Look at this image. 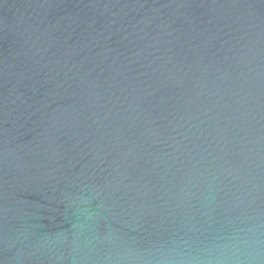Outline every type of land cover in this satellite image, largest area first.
Here are the masks:
<instances>
[{"label": "water", "instance_id": "water-1", "mask_svg": "<svg viewBox=\"0 0 264 264\" xmlns=\"http://www.w3.org/2000/svg\"><path fill=\"white\" fill-rule=\"evenodd\" d=\"M0 264H264V0H0Z\"/></svg>", "mask_w": 264, "mask_h": 264}]
</instances>
